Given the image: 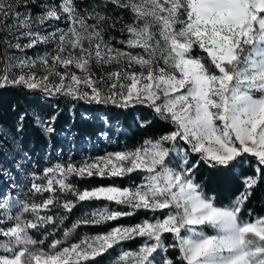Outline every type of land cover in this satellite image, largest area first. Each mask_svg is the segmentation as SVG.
<instances>
[{
    "label": "snow or ice",
    "instance_id": "snow-or-ice-1",
    "mask_svg": "<svg viewBox=\"0 0 264 264\" xmlns=\"http://www.w3.org/2000/svg\"><path fill=\"white\" fill-rule=\"evenodd\" d=\"M36 3L0 0V89L121 109L146 106L171 130L79 166L58 162L41 175L33 172L24 200V185L13 178L10 190L0 193V264H93L113 249L118 255L109 264H264V215L253 218L249 211L244 218L264 181V0H88L83 8L78 0H59L42 3L34 17L27 9ZM114 12H126L130 22ZM53 22L57 26L44 34L42 26ZM118 23L127 34L117 41L124 47L105 38ZM40 45L46 46L42 54L27 55ZM38 64L44 75L32 71ZM59 114L22 110L11 126L0 116V153L7 158L19 150L28 119L50 137ZM246 156L255 161L253 174L241 177L242 188L227 205H218L196 182L195 170L203 162L239 176L240 165L249 166ZM132 174L141 182L83 189L72 182ZM93 201L107 203L84 212L45 246L77 205ZM111 203L126 210H110ZM140 211L159 215L70 243L82 226H105ZM33 232L44 238L34 239ZM138 239L135 249H124Z\"/></svg>",
    "mask_w": 264,
    "mask_h": 264
},
{
    "label": "trees",
    "instance_id": "trees-1",
    "mask_svg": "<svg viewBox=\"0 0 264 264\" xmlns=\"http://www.w3.org/2000/svg\"><path fill=\"white\" fill-rule=\"evenodd\" d=\"M87 3L88 0H78L79 7L81 8L86 7ZM111 15H122L125 23L130 22L126 12L123 14L114 12ZM120 26L118 23L115 29L109 30L108 35L112 31L120 32ZM13 105L17 108L16 112L12 111ZM31 109L38 110L44 117L52 116L56 111L60 113L54 125L55 133L50 137L41 135L40 130L32 126L31 119L25 121L23 139L17 151L25 155L27 167L37 175H41L44 168L51 167L55 163L71 162L79 166L86 157H95L120 149L134 148L140 146L145 139H156L159 135L171 130L170 125L167 123L154 119L152 111L146 106L121 109L112 105L89 104L62 96L47 97L39 90H25L23 88L12 87L0 89V116L3 117L4 122L9 126L14 123L19 111ZM148 120L153 121L149 126H140L141 121ZM12 152H7V158H5L3 153H0V159L10 162ZM190 159L194 163L198 157L193 155ZM245 159L248 160L249 166L245 167L241 164L239 176L233 173L232 168H213L201 162L194 173L196 182L203 186L207 194L215 196L218 205H227L241 190V177L253 174L254 159L250 156H246ZM11 166L15 168L16 176L20 175L21 178L20 168L14 166L13 163ZM20 178L19 180H23V178ZM4 180L5 175L0 167V185ZM139 180H141V175L132 174L130 178L123 179L88 177L83 180L75 178L72 182L83 189L110 183L125 186L130 185L132 182L137 183ZM28 187L21 192L19 199H26L24 193L27 192ZM44 198H47V194H45ZM67 198L71 199V196ZM36 199L39 201L38 197ZM105 203L107 202L93 201L77 205L73 212L67 215L64 223L59 225L55 234L49 237L45 246L50 244L52 239H61L63 230L70 228L72 223L82 216L84 212L104 207ZM108 206L114 210H126L123 206H118L115 203H111ZM249 211H251L253 218L257 215H264V181L255 189L254 195L246 204L244 218H248L247 213ZM13 214H15V210ZM63 214L61 212V215ZM154 215H159V213L153 214L140 211L136 215L122 217L118 222H109L105 226H82L76 230L70 243L76 242L85 233L106 231L110 227L117 225V223L133 224L145 218H153ZM26 218L30 219L31 217L28 216ZM49 230L51 231V229ZM166 235L168 236L167 242H171V235ZM33 238L40 240L44 237L41 234L33 232ZM140 243L141 241L138 239L133 242H126L123 247L126 250L133 249ZM116 254H118L117 250L113 249L108 254L96 259L93 264H107L109 259ZM168 255L175 256L177 253L170 250Z\"/></svg>",
    "mask_w": 264,
    "mask_h": 264
},
{
    "label": "rangeland",
    "instance_id": "rangeland-1",
    "mask_svg": "<svg viewBox=\"0 0 264 264\" xmlns=\"http://www.w3.org/2000/svg\"><path fill=\"white\" fill-rule=\"evenodd\" d=\"M45 2H47V3H58L59 0H37V3L35 5H33V6H31L27 10L35 17L37 14H39L43 10L42 7H41V4L45 3ZM20 11L24 12L25 8H20ZM56 26H57L56 22H53L52 27H49L47 24H45L44 26H42L41 30H42V32L44 34H47L48 32L52 31L53 28L56 27ZM58 26L59 27H64L65 26V22L61 21ZM108 36H113V37L116 38V40L113 41V44H114L115 47H124L123 45H120L119 43H117V41L120 40V39H127V34L126 33L112 31V32H110L109 35L107 34L105 38L107 39ZM45 48H46V46L40 45L36 49L26 50V52H27V55L29 57H35L37 54H42V52L45 50ZM47 50L52 52L53 55L55 54L54 48L52 46H47ZM17 55H20V53H17ZM116 67H117V65L113 64L111 66H105L102 69L97 68L96 69V74L100 75L102 71H110V70H112V69H114ZM132 70L133 71H139V68L134 67ZM32 71L36 72L37 75H44V73L41 71V66L39 64L35 68H33ZM60 71H63V69H60ZM73 71H77V70L73 69ZM77 74L78 75H83V73H80L78 71H77ZM83 90H87V89H83ZM128 149H133V148H128ZM123 150H126V149H120V150H116L114 152L123 151ZM114 152H112V153H114ZM11 154L12 155H11V161L10 162H7V161L5 162L4 160L0 159V167L2 168V170L4 172V175H5V180L0 185L1 186L0 187V193L9 191L11 184L14 182L13 178H15V182L23 183V185H24V187L19 192V196H20L21 192H23V190L30 185V183H31V173H33V172L27 167V163H26L24 154H22L21 152H18V151L12 152ZM105 155H98V156H95V157L94 156L86 157V158L83 159V162L85 160H89V162H91L92 159H94L96 157H102V156H105ZM12 163L14 164V166H16L17 164L20 165L19 168L21 170V178H23V180H19L20 175L16 176V170H15L14 167L11 166ZM140 182H141V180H139L137 183H140ZM110 184H112V183H110ZM100 185L107 186L109 184H100ZM100 185H95V186H100ZM116 185H118V184H116ZM95 186H92V187H95ZM119 186H121V185H119ZM125 186H129V185H125ZM121 187H124V186H121ZM11 194L13 196H16L17 195L16 190H11ZM110 210H114V209H110ZM145 219H152V218H145ZM138 222H140V221H138ZM138 222H136V223H138ZM133 224H135V223H133ZM122 225H131V224H122ZM116 226L117 225H114L112 227H116ZM101 232H105V231H101ZM97 233H100V232H94V233H90L88 235H95ZM209 234H211L210 230H209ZM135 248H133V249H135ZM117 255L118 254L114 255L113 257H115ZM113 257H111V258H113ZM110 259H109V261H110ZM109 261H108L107 264H109Z\"/></svg>",
    "mask_w": 264,
    "mask_h": 264
}]
</instances>
